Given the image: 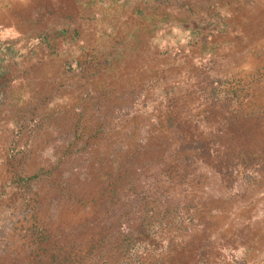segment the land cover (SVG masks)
I'll return each mask as SVG.
<instances>
[{"label": "rangeland", "instance_id": "374dc122", "mask_svg": "<svg viewBox=\"0 0 264 264\" xmlns=\"http://www.w3.org/2000/svg\"><path fill=\"white\" fill-rule=\"evenodd\" d=\"M6 41L0 264H264V0H0Z\"/></svg>", "mask_w": 264, "mask_h": 264}, {"label": "trees", "instance_id": "16d2710c", "mask_svg": "<svg viewBox=\"0 0 264 264\" xmlns=\"http://www.w3.org/2000/svg\"><path fill=\"white\" fill-rule=\"evenodd\" d=\"M14 42L13 41H6L3 44H0V108L5 105L7 101V88L11 85L13 79L9 78V67H8V56L9 55H14L15 51L13 49ZM70 198L75 202V203H84L82 200V197L79 196L77 193L70 194ZM156 215L158 216H163L161 215L160 212L156 211ZM148 215L143 217L142 219V224H141V230H145L148 226H150V220H148ZM163 217H161V220ZM39 232L41 233L42 239L46 237L45 230L44 228H40ZM106 237V236H105ZM105 237H102L99 239V241H103ZM42 239L41 242H42ZM113 242V241H112ZM136 242V237L134 236L133 233H128L125 236H121L113 242V244L110 246L111 249H115V251L122 253L123 254V260L119 262H126L128 258L126 257V254L131 250L132 247L135 246ZM37 255V254H36ZM38 255H40L38 253ZM37 257V256H35ZM41 261V258L38 260ZM131 262V261H130ZM127 264H131L127 261ZM142 264V263H141Z\"/></svg>", "mask_w": 264, "mask_h": 264}]
</instances>
